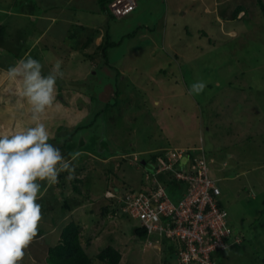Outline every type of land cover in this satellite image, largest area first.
Wrapping results in <instances>:
<instances>
[{"label": "rangeland", "instance_id": "1", "mask_svg": "<svg viewBox=\"0 0 264 264\" xmlns=\"http://www.w3.org/2000/svg\"><path fill=\"white\" fill-rule=\"evenodd\" d=\"M223 1L213 9L225 7L228 14L236 2ZM244 1L245 16L227 17L228 22L221 23L214 10L197 11L199 0H136L135 10L121 18L101 9L92 12L91 0H0L5 4L0 26L9 33L2 37L6 45L26 39L33 28V21L21 19L19 7L29 15L44 9L57 15L54 6L65 5L63 16L69 17L65 20L83 23L80 28L67 23L73 36L63 45L40 37L42 33L35 46L44 60L51 61L50 72L62 62L60 57L67 58L60 68L69 73L62 77L67 82L56 81V89L67 85L62 93L65 104L54 93L52 106L41 118L48 143H62L59 149L67 160L80 153L71 160L75 166L71 177L68 171L60 172L63 183L37 181L42 246L54 245L61 227L74 220L81 225L91 264H104L95 255L108 244L120 251L119 264H179L170 240L137 236L133 230L139 221L115 206L104 215L102 207L109 203L104 192L113 186L144 189L151 182L146 177L153 171L154 154L202 144L232 230L226 247L212 253L215 264H264V12L254 0ZM180 4L182 10L177 9ZM210 4L212 8L213 1ZM219 14L225 20L223 10ZM231 29L234 35L226 33ZM94 31L99 33L89 46L78 49ZM99 34L103 45L108 42L105 57L97 50ZM200 83L203 90L194 91L192 86ZM28 107L31 110L26 106L21 113ZM18 115L17 103L0 108V121L7 118L13 123ZM20 120V125L27 120V127L34 126L28 115ZM5 129L10 131L11 125ZM19 130L17 126L12 133ZM74 177L81 180L76 183L79 192L71 185ZM63 202L70 208L62 207ZM29 250H24L19 264H41L32 261L34 252Z\"/></svg>", "mask_w": 264, "mask_h": 264}, {"label": "built area", "instance_id": "2", "mask_svg": "<svg viewBox=\"0 0 264 264\" xmlns=\"http://www.w3.org/2000/svg\"><path fill=\"white\" fill-rule=\"evenodd\" d=\"M135 6L136 0L108 3L110 13L116 17L129 14ZM154 162L153 171L146 177L151 178L149 185L144 189H106L108 204L137 219V227L147 235L170 240L179 264H215L212 253L226 247L232 230L228 212L218 200L220 188L209 175L202 144L197 148L166 149L155 156ZM171 179L184 185L176 200L166 189Z\"/></svg>", "mask_w": 264, "mask_h": 264}, {"label": "clouds", "instance_id": "3", "mask_svg": "<svg viewBox=\"0 0 264 264\" xmlns=\"http://www.w3.org/2000/svg\"><path fill=\"white\" fill-rule=\"evenodd\" d=\"M9 79L22 81V96L31 106L34 126L11 135H0V264H19L25 249L36 235L41 216L37 203L41 184L58 183L60 172L71 177L80 153L65 160L60 149L48 143L49 132L41 118L55 99V86L63 77L60 62L48 75H42V65L29 57L21 59L7 70ZM200 92L203 83L192 86Z\"/></svg>", "mask_w": 264, "mask_h": 264}, {"label": "crops", "instance_id": "4", "mask_svg": "<svg viewBox=\"0 0 264 264\" xmlns=\"http://www.w3.org/2000/svg\"><path fill=\"white\" fill-rule=\"evenodd\" d=\"M9 1H14V0H9ZM168 1L172 2L173 0H168ZM193 1H195V0H193ZM212 1H213V4H212V8H211V4L210 3ZM233 1L236 2V3H235L234 6H232V8L230 10L231 12L228 11V14H226L227 10L225 9V7L222 8V7L219 6L220 10L219 9H213L216 5L217 6L220 5V4L224 5L226 2L223 1V0H211L210 2H207V0H206L207 6L205 5V7H203V4L205 3V0H199L200 5H199V9L197 11H200L201 9L204 8V10H207V13L210 14L214 10L215 11V19L222 23L223 21L224 22H228L227 21V17H232L233 10L236 7V10H238L237 16H236V18H233V17L232 18L233 19H240L242 16H245L246 13H247V11H245V8L243 6L245 1L243 0V4H242V0H233ZM254 1L257 2V4H258L257 0H254ZM2 4L5 5L4 2H2ZM57 4H60V3L58 2ZM3 5L0 4V8ZM76 6H82V4H77ZM136 6H137V3H136ZM136 6H135V8H136ZM21 7H23V6H21ZM66 7L67 6H65V5H55L54 8H56L57 15H53L52 14L53 10H51V9H44L42 12H36L37 14L29 15L28 12L20 10L21 8L19 7V10H17V12L20 11V15L22 16L21 19L27 17L28 20L29 21H33L34 24H33V28L29 31V34L27 33V38L26 39L17 38V41H15V44H14V41H12V40H11L9 45H6L5 42L2 41L3 40L2 37L5 36L7 38L9 33H8V30L6 31V26H4V25L0 26V108H9L12 103L13 104L17 103V108L19 110V115H18L19 120L23 116L20 121L25 119L26 115L31 117V110L29 109V107H28L29 111L24 112V114L21 113L23 108L25 109L26 106H30V105L28 104L27 99L24 98L22 96V94H21L22 93V81L19 78H17L16 80L9 79V77L7 75V70L10 67L15 66L21 59H25L26 60L27 58L31 57V58H33V59H35V60H37V61H39L41 63V65H42V75H46L47 74V73L44 74V72H43L44 69H46L48 72H50L49 70L53 66L51 64V61L50 60H48V61L44 60L42 58L41 54H38L37 51L35 50L36 49L35 46L39 45V43L41 42L40 37H44L45 36L44 38H46L47 36H49V37L52 38V41H53V42L51 41V43H58V44L63 45V42L67 39V37H72L73 36V34H69V30L70 29H69V27L67 28V26H68L67 23L72 24V25L74 23H76L77 26H79V28L83 26V23L80 22V20H75V21L72 20V22H71V19H70V21L65 20V19L69 18V17L63 16L64 11L66 10L65 9ZM90 7L93 10L92 12H97L98 9H101L100 5L97 2V0H91ZM182 7H183L182 4H180L177 7V9L178 10H182L183 9ZM7 8H8V11H11V9L9 7H7ZM135 8L133 10H135ZM186 9L188 11L191 10V8H186ZM221 10H223V12H224V16H225L224 19L225 20H223L221 18L220 14H219V13H221ZM31 11H33V10H31ZM14 12H15V10H14ZM53 21L55 22L54 24H52ZM59 21H60V23H65L66 26L64 25V27H62V26L60 27L61 24H59V26H58L57 22H59ZM55 25H57V26H55ZM94 27L95 26H93V28ZM20 28H23V29L28 31V28L26 26H21ZM36 31H38L37 34H36ZM226 33L234 35L235 31L233 29H231V30L227 31ZM40 34H42V35L39 37ZM99 35L100 36L96 37L97 40L98 39L99 40L102 39V34H99ZM3 42H4L5 46H2ZM29 44L31 46L27 47ZM95 44H97L96 43V39H95ZM79 45H82V44H79ZM51 47L52 46L48 47V49H50ZM76 50H77V47L75 48V51ZM54 51H58V50L54 47ZM74 54L75 53H73V55ZM60 59H61L60 61H62V62H60L61 63L60 64V68H61L63 62L66 61L67 58L66 57H63V58L60 57ZM60 71H61V69H60ZM65 74L67 75L69 73H67V72L64 73L63 72V75H65ZM72 74H73V71H72ZM60 81H61V83L65 84V82H67V79L60 78ZM66 89H68L67 85L66 86H64V85L58 86V89H56V86H55V94L58 96V100L61 101L63 104H65V103L63 102V98L64 97H62V93L64 92L63 90H66ZM4 120L7 122V125H11V129L8 132H6V129H5V127L7 125L6 124H4V125L2 124L4 122ZM19 120L17 119V116H16L14 118L13 123H11V122H9L7 120V118H3V121H0V135H11V134H13L12 132L15 129H17V126H18L19 129L20 128L21 129L26 128L27 127L26 126V123H27L26 121L27 120L30 121V119H27L25 121H22V123L20 125L19 124ZM60 128H61V126L59 127V129ZM52 135H54L52 137L53 141H54V139H56V138H54L55 137V132L54 131H53ZM64 138H66V136ZM50 143L52 144L51 141H50ZM53 145L57 146L58 148H60L59 146L62 147V143L54 144V142H53ZM60 151L63 154L62 149H60ZM65 160H67V157H65ZM61 182L62 181L59 178L58 179V183H56V185L60 184ZM48 184L49 183L46 181V185H48ZM44 235L45 234L42 233V232H40L39 234H36L33 237L32 241L27 246V247H30L29 251H33L34 252V256H32V261H37V262L40 261L41 264H45V257H46V253H47V250H48V247H49V246H42L40 244V242L44 238ZM58 241H59V237H57V242ZM42 262H44V263H42Z\"/></svg>", "mask_w": 264, "mask_h": 264}, {"label": "trees", "instance_id": "5", "mask_svg": "<svg viewBox=\"0 0 264 264\" xmlns=\"http://www.w3.org/2000/svg\"><path fill=\"white\" fill-rule=\"evenodd\" d=\"M110 0H97L98 4L100 5L101 10L106 13L107 15L109 14L111 17H116L112 13H110L108 9V3ZM258 5L260 9L264 12V4L262 3L261 0H257ZM20 5H24L21 3ZM133 11V10H132ZM131 11V12H132ZM238 13V10H236V7L233 10L232 17L236 18ZM128 15V14H127ZM126 16V15H125ZM124 17V16H122ZM116 18H121V17H116ZM99 32L94 31L90 35H88L82 45L78 46L79 48H85L87 45L89 46V43L93 41L94 36L98 34ZM94 35V36H93ZM103 38V36H102ZM108 45V42L106 41L103 45V40L101 39L100 43L97 46V50L101 51L103 57H105V51L104 48ZM85 56L90 57L89 53H87ZM69 84H72L73 81L70 80ZM72 89V88H71ZM74 90V89H72ZM78 91V90H77ZM78 128V127H77ZM70 137V136H69ZM62 148V147H61ZM157 154H154L151 159H155V156ZM146 163V161H145ZM62 174L59 177L61 179V183H63L64 178H62ZM161 179L164 180L165 177L163 174H161ZM81 182L80 179L74 177L71 179V185L73 187V190L76 192H79L80 189L76 183ZM182 186H184L181 182H178L175 179H171L167 181V192L174 200L175 197H178L181 195L182 191L184 189H181ZM181 191V192H180ZM180 192V194H178ZM62 207L70 208L68 203L63 202L61 204ZM117 208V207H116ZM113 212L114 209L112 210L110 207V204H106L102 207V213H108V212ZM102 214V215H103ZM106 215V214H104ZM134 233L139 236V237H144L147 236L146 231L144 229H141L139 227L134 228ZM40 231H38L36 234H39ZM173 248V247H172ZM174 249V248H173ZM95 257L102 263L104 264H119L121 260V253L120 251L115 248L113 245L108 244L107 246L103 247L100 251H98L95 255ZM91 257L88 255L86 252L82 242H81V225L80 223L70 220L67 222L65 225L61 227L60 233H59V241L55 243L54 245H51L48 247L46 257H45V264H91Z\"/></svg>", "mask_w": 264, "mask_h": 264}, {"label": "water", "instance_id": "6", "mask_svg": "<svg viewBox=\"0 0 264 264\" xmlns=\"http://www.w3.org/2000/svg\"><path fill=\"white\" fill-rule=\"evenodd\" d=\"M141 164H145V160H141Z\"/></svg>", "mask_w": 264, "mask_h": 264}]
</instances>
